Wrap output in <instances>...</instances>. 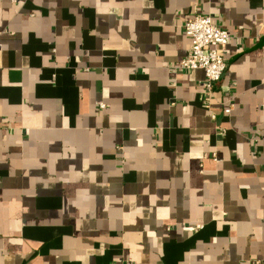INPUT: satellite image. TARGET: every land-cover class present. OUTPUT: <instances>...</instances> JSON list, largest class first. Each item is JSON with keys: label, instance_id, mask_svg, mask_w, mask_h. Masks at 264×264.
<instances>
[{"label": "crops", "instance_id": "0c3cea01", "mask_svg": "<svg viewBox=\"0 0 264 264\" xmlns=\"http://www.w3.org/2000/svg\"><path fill=\"white\" fill-rule=\"evenodd\" d=\"M195 15L232 37L215 118ZM257 261L264 0H0V264Z\"/></svg>", "mask_w": 264, "mask_h": 264}, {"label": "built area", "instance_id": "2783aa9c", "mask_svg": "<svg viewBox=\"0 0 264 264\" xmlns=\"http://www.w3.org/2000/svg\"><path fill=\"white\" fill-rule=\"evenodd\" d=\"M18 0H13L17 2ZM26 1V0H25ZM185 34L191 42L187 56L177 66L178 72L190 73L202 70L205 74V106L211 112L213 118L211 101L214 99V92L228 72V63L221 55L220 49L229 45L231 35L215 24L211 17L195 15L185 24ZM222 111L225 115H231L234 105L222 104ZM255 264H263L257 261Z\"/></svg>", "mask_w": 264, "mask_h": 264}]
</instances>
